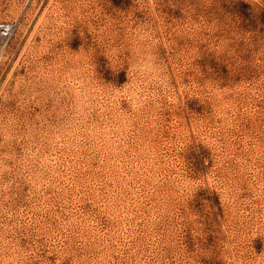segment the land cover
Wrapping results in <instances>:
<instances>
[{"label": "rangeland", "instance_id": "1", "mask_svg": "<svg viewBox=\"0 0 264 264\" xmlns=\"http://www.w3.org/2000/svg\"><path fill=\"white\" fill-rule=\"evenodd\" d=\"M0 22V264H264V0Z\"/></svg>", "mask_w": 264, "mask_h": 264}, {"label": "built area", "instance_id": "2", "mask_svg": "<svg viewBox=\"0 0 264 264\" xmlns=\"http://www.w3.org/2000/svg\"><path fill=\"white\" fill-rule=\"evenodd\" d=\"M13 27L7 22H0V58L7 42L11 39L13 34Z\"/></svg>", "mask_w": 264, "mask_h": 264}]
</instances>
